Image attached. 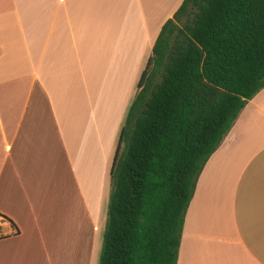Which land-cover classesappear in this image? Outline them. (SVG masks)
Instances as JSON below:
<instances>
[{
    "label": "crops",
    "instance_id": "crops-1",
    "mask_svg": "<svg viewBox=\"0 0 264 264\" xmlns=\"http://www.w3.org/2000/svg\"><path fill=\"white\" fill-rule=\"evenodd\" d=\"M181 1L0 0V264H65L84 225L91 264L118 132ZM175 264H264V86L201 167Z\"/></svg>",
    "mask_w": 264,
    "mask_h": 264
},
{
    "label": "trees",
    "instance_id": "trees-1",
    "mask_svg": "<svg viewBox=\"0 0 264 264\" xmlns=\"http://www.w3.org/2000/svg\"><path fill=\"white\" fill-rule=\"evenodd\" d=\"M264 86V0H182L118 132L97 264H175L195 179Z\"/></svg>",
    "mask_w": 264,
    "mask_h": 264
},
{
    "label": "rangeland",
    "instance_id": "rangeland-1",
    "mask_svg": "<svg viewBox=\"0 0 264 264\" xmlns=\"http://www.w3.org/2000/svg\"><path fill=\"white\" fill-rule=\"evenodd\" d=\"M106 203V202H105ZM102 209V208H101ZM106 204H105V210H104V215L102 219V223L100 225L99 230L97 231L96 236V249L94 253H92V250L90 252V257H91V264H97L98 261V255L100 253V247H101V242H102V234L104 230V225L106 221ZM87 227L84 225V228H81L82 230H75V235H74V241H73V253L71 256H69L70 259H68L67 262H64L65 264H86V248H87V239H86V234L87 233ZM83 231V232H82ZM98 244V247H97ZM83 248V252H82ZM61 262L59 261V264ZM63 263V262H62Z\"/></svg>",
    "mask_w": 264,
    "mask_h": 264
},
{
    "label": "built area",
    "instance_id": "built-area-1",
    "mask_svg": "<svg viewBox=\"0 0 264 264\" xmlns=\"http://www.w3.org/2000/svg\"><path fill=\"white\" fill-rule=\"evenodd\" d=\"M7 224H9L7 219L0 216V236H1V228ZM12 231H14L13 228H12Z\"/></svg>",
    "mask_w": 264,
    "mask_h": 264
}]
</instances>
